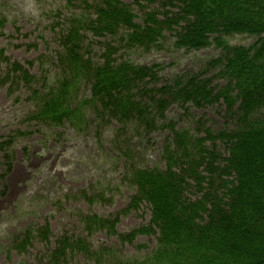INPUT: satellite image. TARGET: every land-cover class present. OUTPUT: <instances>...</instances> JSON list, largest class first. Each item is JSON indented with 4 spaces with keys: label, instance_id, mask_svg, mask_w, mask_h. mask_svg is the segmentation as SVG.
Returning <instances> with one entry per match:
<instances>
[{
    "label": "trees",
    "instance_id": "obj_1",
    "mask_svg": "<svg viewBox=\"0 0 264 264\" xmlns=\"http://www.w3.org/2000/svg\"><path fill=\"white\" fill-rule=\"evenodd\" d=\"M175 1L162 0L163 5L155 7L159 0H135L143 15L139 23L125 0H81V12L66 21L59 40V78L48 84L46 92L33 88L28 71L0 52V68L10 64L1 82L12 75L14 83L31 84L37 108L29 119L42 124L70 123L80 131L90 107L98 116L134 120L151 130L158 120L155 108L162 116L171 103L203 107L220 101L235 117L231 130L217 133L209 128L192 133L169 124L172 135L164 147L165 169H143L123 154L124 181L135 187L127 211L146 202L152 212L148 225L120 239L132 242L138 235L158 232L155 250L143 260L121 259L114 249H93L87 239L73 236L59 242L39 264H67L77 252L89 256L88 264H264V0H180L179 6L173 5ZM168 6L176 10H164ZM88 33L111 38L103 44L102 62L90 56ZM166 33L176 49L200 50L216 44L221 55L201 71L178 75L172 84L160 87L155 84L159 65L137 66L115 57L120 47L158 49L166 43ZM233 34L254 36L256 41L231 45L225 37ZM221 80L225 82L214 85ZM83 82L90 85L91 97L74 105ZM149 82L156 86L149 90ZM150 93L160 96L156 99ZM220 144L227 147L225 156ZM82 197L91 203L104 199L85 191ZM119 219V215L82 216L89 233L97 229L113 233ZM49 233L48 225L30 227L16 237L14 248L22 253L37 238L47 243Z\"/></svg>",
    "mask_w": 264,
    "mask_h": 264
},
{
    "label": "rangeland",
    "instance_id": "obj_2",
    "mask_svg": "<svg viewBox=\"0 0 264 264\" xmlns=\"http://www.w3.org/2000/svg\"><path fill=\"white\" fill-rule=\"evenodd\" d=\"M125 1L141 23V8L135 0ZM80 2L0 0V21H3L0 52L11 63L17 62L28 71L36 90H44L59 78L56 62L62 49L59 40L67 28L66 21L81 12ZM179 2L176 0L173 5L179 6ZM162 5L159 0L153 6ZM172 6L164 10L175 11ZM225 38L238 46H249L256 41L247 34ZM172 39L166 33V43L158 49L120 47L115 57L137 66L159 65L155 84L160 87L172 84L178 75L201 71L222 52L216 44L200 50L176 49L170 46ZM109 41L111 38L106 35L87 34L86 43L92 45L90 56L94 62H102L103 44ZM9 68L7 63L0 68V264H39L59 242L73 236L87 239L93 249H114L121 259L143 260L155 250L158 232L138 235L132 242L124 243L120 239V235L148 225L152 212L146 202L127 211L135 187L124 181L123 154H128L129 162L143 169H165L164 147L172 135L169 124L192 133L203 128L217 133L231 130L235 117L227 113L223 101L203 107L171 103L162 116L159 108L153 107L158 120L154 128L147 130L134 120L119 122L108 114L98 116L88 107L84 129L78 131L70 123L54 127L29 119L37 108L31 99V84L14 83L12 75L3 84L1 80ZM224 82L215 81L214 85ZM153 84L148 83L149 90L156 86ZM150 95L156 99L160 96ZM90 97V85L83 82L73 99L74 105ZM145 100L148 104L152 102L150 97ZM218 149L225 156L226 145L220 144ZM84 191L104 195V199L91 203L82 197ZM195 194L189 196L195 198ZM90 213L98 217L119 215L120 219L113 233L101 229L89 233L82 216ZM45 225L50 228L47 243L37 238L22 253L14 248L17 236H22L30 227ZM89 260V256L77 252L68 257L67 264H88Z\"/></svg>",
    "mask_w": 264,
    "mask_h": 264
}]
</instances>
